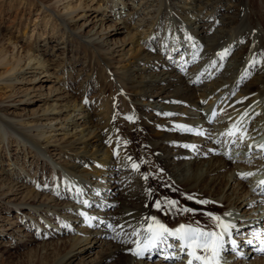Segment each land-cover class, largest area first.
Instances as JSON below:
<instances>
[{"label":"bare ground","instance_id":"1","mask_svg":"<svg viewBox=\"0 0 264 264\" xmlns=\"http://www.w3.org/2000/svg\"><path fill=\"white\" fill-rule=\"evenodd\" d=\"M121 3L124 8L126 3ZM199 7V4L197 7L191 4L190 11L193 12L183 23L184 29L191 30L187 35L193 34L187 42L173 40L175 43L164 44L165 41H162L160 45L155 41L154 30L140 43L145 49L134 59L136 68L130 74L142 77L137 80L142 83L139 95L147 98L146 103L142 99H134V105L144 106L137 108L141 109L138 118H142L141 115L150 118L158 113L163 116V126L150 144L154 162L163 175L155 178L148 168L134 164L130 156L134 151L127 155L114 146L108 149L106 157H97L105 147L102 134L99 131L93 133L91 129L80 131L77 143L83 144V147L92 144L87 137L93 133V145L97 148L90 155L88 149L83 153L71 152L69 155L73 162L67 170L76 173V167L92 158L102 168L95 167L90 177L84 174L79 179L77 176L79 184L67 185L62 181L49 185L47 189L44 187L46 200L28 207L41 212L38 220L43 225L30 218L36 227L40 229L43 226L42 230L55 236H59L62 227L73 228L71 222L76 221L78 227L69 240V249L53 264H69L81 252L103 245H106L107 251L98 260L87 264H101L107 260L111 261L110 264H188L190 258L187 251L180 252L178 239H168L173 248L161 245L145 252L143 257L134 254L135 242L143 240V229L150 222V217H155L169 229L185 224L219 231L217 222L206 213L236 226L231 231L238 250L231 251L232 244L226 242L219 255V264H264V252L261 251L264 248V185L260 184L264 181V149L259 147L264 145V45L243 44L244 35L235 39L232 31L226 33L221 27L215 29L220 30L219 33L206 34L212 25H197L202 18L197 12ZM129 12L125 8L112 10V22L126 25L130 19ZM193 20L195 28L189 25ZM159 27L156 25V28ZM91 41L105 44L96 38H91ZM216 45L221 47L216 56L218 61L214 55L207 56L209 49ZM233 48H237L233 54L247 49L244 56L249 64L244 70H236L234 55L231 56ZM225 50L226 56L219 55ZM229 55L231 58L226 60ZM141 63L147 65L146 70L140 66ZM159 67L163 70H158ZM146 74L148 77H144ZM246 79L249 80L245 82ZM70 111L66 123L75 126L77 118H81L84 124L88 123L91 115L88 109L81 110L75 104ZM209 115H213L211 122H203L202 127L192 130L195 122ZM234 125L239 128L235 136L222 135ZM192 148L199 151L194 154V150L190 154ZM234 151L236 153L231 154ZM45 162L52 168L57 165L49 155ZM22 169L17 174H21ZM24 171L25 174L16 176L22 186L31 174ZM102 173L105 174L103 177ZM241 173L253 175L241 179ZM92 177H96L92 182L99 183L102 178L105 182L92 185ZM251 181L250 185L248 182ZM168 201H174L175 205H170ZM96 202L99 203L96 205ZM157 202L160 207L155 206ZM61 212L66 226L56 222L55 218ZM19 218L22 219L21 216ZM28 224L23 222L25 226ZM136 229H140V234L133 236ZM156 256L157 263H152ZM166 256L172 259H165Z\"/></svg>","mask_w":264,"mask_h":264},{"label":"rangeland","instance_id":"2","mask_svg":"<svg viewBox=\"0 0 264 264\" xmlns=\"http://www.w3.org/2000/svg\"><path fill=\"white\" fill-rule=\"evenodd\" d=\"M121 1L130 11L126 25L111 19L112 10L124 9ZM191 4L200 6L197 12L202 18L197 25H212L206 34L219 33L215 29L221 27L226 33L232 31L235 39L244 35L243 44L264 45V0H0V264H53L67 252L78 227L76 221L71 222L73 228L62 227L55 236L42 230L43 226L36 227L30 218L40 222L41 212L28 207L46 200L44 191L49 185L62 181L79 184L84 174L90 177L94 169L102 168L92 158L76 167V173L67 170L73 162L71 152L88 149L89 154L96 150L93 133L99 131L105 139L97 157H106L114 146L127 155L134 151L130 155L134 164L148 168L155 178L163 175L150 150L163 126V116L158 113L138 118V109L144 106L133 103L147 98L139 95L142 83L137 80L142 77L131 75L136 68L134 59L145 49L140 43L154 30L160 45L162 41L187 42L193 36L187 35L191 30L184 29L183 24L193 12ZM189 25L195 28V20ZM91 38L105 44L94 43ZM216 46L209 49L208 58L214 55L217 60L221 47ZM245 50L233 54L237 48L232 49L236 70H244L249 64ZM140 66L146 70L145 63ZM75 104L89 110L88 123L81 118L76 119L75 126L66 123ZM213 115L195 122L192 130L211 122ZM88 129L93 131L87 137L92 144L83 147L76 139L80 131ZM193 151L199 150L192 148L189 153ZM47 155L56 167L45 162ZM20 168L31 172L23 186L16 177ZM95 179L92 177L91 182ZM104 182L102 178L91 184ZM62 215L56 216V222L66 226ZM106 251V245L86 250L69 264H87ZM157 257L152 263H157Z\"/></svg>","mask_w":264,"mask_h":264},{"label":"snow or ice","instance_id":"3","mask_svg":"<svg viewBox=\"0 0 264 264\" xmlns=\"http://www.w3.org/2000/svg\"><path fill=\"white\" fill-rule=\"evenodd\" d=\"M221 56L227 55V50L219 54ZM191 131V129H188ZM239 131L237 126H233V129L228 130L225 134L227 136H235L236 132ZM243 140V135L240 137ZM251 145L249 148L251 149ZM261 149H264V145L259 146ZM135 167V165H134ZM241 179H245L248 176L253 175V173H241L239 174ZM261 185H264V181L260 182ZM191 199V197H189ZM170 205H175L174 201H168ZM200 203H206L205 201H200ZM156 207H160V203L157 202ZM184 211H193L191 209H185ZM214 221L217 222V228L219 231H209L199 227H194L192 225L180 224L175 229H169L163 223L158 221L155 217H150L147 223V226L143 229V240H137L136 249L134 254L138 257H143L144 253L150 249L157 248L161 245L165 246L168 249L173 248V245L168 243L169 238H175L180 241V252L187 251L189 256L188 264H219V255L224 248V244L229 242L232 244L233 249L236 248V241L232 239V229L236 226L230 222L222 220L219 216H215L212 213H206ZM229 215V214H225ZM140 234V229L133 231V236H138ZM253 235H258L254 233ZM227 237V241L225 240ZM251 243V241H248ZM261 251L264 252V248H261ZM165 259H172V257L166 256Z\"/></svg>","mask_w":264,"mask_h":264}]
</instances>
